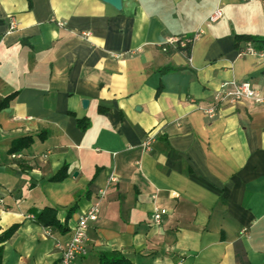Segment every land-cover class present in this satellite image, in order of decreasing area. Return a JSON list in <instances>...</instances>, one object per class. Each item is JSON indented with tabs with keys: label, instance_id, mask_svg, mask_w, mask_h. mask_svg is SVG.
<instances>
[{
	"label": "crops",
	"instance_id": "0c3cea01",
	"mask_svg": "<svg viewBox=\"0 0 264 264\" xmlns=\"http://www.w3.org/2000/svg\"><path fill=\"white\" fill-rule=\"evenodd\" d=\"M216 3L0 0V264H59L96 201L81 264H264V105L203 112L264 86V5L220 0L209 24ZM194 32L188 57L161 51Z\"/></svg>",
	"mask_w": 264,
	"mask_h": 264
},
{
	"label": "built area",
	"instance_id": "2783aa9c",
	"mask_svg": "<svg viewBox=\"0 0 264 264\" xmlns=\"http://www.w3.org/2000/svg\"><path fill=\"white\" fill-rule=\"evenodd\" d=\"M244 2H260L264 5V0H243ZM216 6L212 12L207 16V22L209 24H216L223 18V9L220 5V0H216ZM15 28L14 22L10 24L9 29ZM200 37L199 32H194L189 36L173 37L169 38L163 46L161 51L166 53L168 48L185 49L191 47ZM244 54L258 55L261 54L255 51L251 46L247 45L246 48L241 51ZM113 58H119L120 55L111 54ZM242 101H249L256 105H264V86L261 88L253 87L249 82L231 83L229 86L222 85L219 91L214 96V104L206 108L203 112L208 119H213L217 113L219 106L223 103H236ZM154 142L153 135H147L142 145L145 150H149ZM117 177L114 174L108 176V185H114L117 183ZM104 192H99V196H103ZM166 210H155L152 215V220L155 225H159L164 216ZM100 214V202H94L89 209L84 212L75 221L72 226V233L69 240L66 241L64 247L61 250V257L59 264H81L83 258L87 254L86 248V230L90 222H94L98 219ZM46 234L50 232L47 230Z\"/></svg>",
	"mask_w": 264,
	"mask_h": 264
},
{
	"label": "trees",
	"instance_id": "16d2710c",
	"mask_svg": "<svg viewBox=\"0 0 264 264\" xmlns=\"http://www.w3.org/2000/svg\"><path fill=\"white\" fill-rule=\"evenodd\" d=\"M240 40H243V42L250 41V39L247 38V37H243ZM236 48H237L238 51L241 50V48L238 46V44L236 45ZM190 49H191V47H188V48H185V49H179L178 47L175 48V49L168 48V50H167L166 53H169L171 51H176V52L184 53L188 57L189 54H190ZM46 211L53 212L52 210H46ZM41 223L43 225H45V226H52V227H55V228H59V225L57 224V222L55 221V219H54L53 216L50 218L49 221H42L41 220ZM12 231H13L12 229L9 230V231H7L5 233V236L10 235ZM101 260H102V264H123V262H124V260L122 259V257H120L118 255H104V256L101 257Z\"/></svg>",
	"mask_w": 264,
	"mask_h": 264
},
{
	"label": "water",
	"instance_id": "95a60500",
	"mask_svg": "<svg viewBox=\"0 0 264 264\" xmlns=\"http://www.w3.org/2000/svg\"><path fill=\"white\" fill-rule=\"evenodd\" d=\"M104 3L109 4L112 6L115 10L120 11L121 10V0H102ZM83 108L87 106V101L82 102Z\"/></svg>",
	"mask_w": 264,
	"mask_h": 264
}]
</instances>
